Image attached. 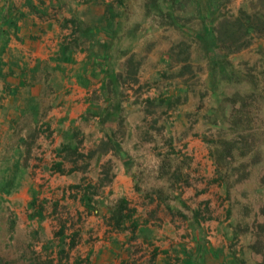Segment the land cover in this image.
<instances>
[{
	"label": "rangeland",
	"instance_id": "obj_1",
	"mask_svg": "<svg viewBox=\"0 0 264 264\" xmlns=\"http://www.w3.org/2000/svg\"><path fill=\"white\" fill-rule=\"evenodd\" d=\"M221 3L0 0V264H264V0Z\"/></svg>",
	"mask_w": 264,
	"mask_h": 264
},
{
	"label": "trees",
	"instance_id": "obj_2",
	"mask_svg": "<svg viewBox=\"0 0 264 264\" xmlns=\"http://www.w3.org/2000/svg\"><path fill=\"white\" fill-rule=\"evenodd\" d=\"M202 1L204 2V6H205L204 16L206 17V21L215 22L216 18L217 19L222 18L223 20H225V22H228V21H230L229 19H233L232 16L227 17L226 14L221 13L222 7H223V5H225V4L221 3V1H223V0H202ZM213 6H215V8H217V9L213 10V8H212ZM241 13H242L241 15L244 16V22L242 21V19L240 17L235 18V21H237V23L240 22L242 24L243 28L247 29V31H248L247 35L251 39H254L257 36L264 37V8L260 9L259 11H255L253 13H247L245 11H241ZM250 32H252V35H250ZM206 36H208V33L206 34ZM237 49L240 50L241 48H237ZM240 143L246 149L251 148L250 145H247V141L246 142H240ZM229 144H231V143L229 142ZM261 215L264 217V206L261 209ZM259 228L261 229L258 231V234H257V236L259 238V244L264 245V223L260 224ZM260 253H264V252H260ZM263 256H264V254H263Z\"/></svg>",
	"mask_w": 264,
	"mask_h": 264
}]
</instances>
